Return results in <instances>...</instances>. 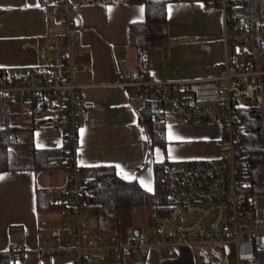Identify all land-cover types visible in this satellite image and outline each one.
I'll return each instance as SVG.
<instances>
[{"label":"crops","instance_id":"0c3cea01","mask_svg":"<svg viewBox=\"0 0 264 264\" xmlns=\"http://www.w3.org/2000/svg\"><path fill=\"white\" fill-rule=\"evenodd\" d=\"M60 9L52 0H0V74L4 72L17 79L36 76L42 68L39 48L60 33H50L51 28L62 27ZM73 15L78 41L74 49L75 81L89 86L84 90L89 113L79 130L78 161L83 168L94 174L99 167L112 166L120 177L137 180L152 192L156 164L220 157V123H178L170 115L165 121L156 118L164 123V150L153 143L147 128L140 123L139 110L144 102L132 98L131 89L119 86L138 72L147 73L153 80L211 77L227 59L220 9L203 0L169 2L167 21L149 26L150 34L156 31L157 38L150 39L144 65L129 35L131 24L146 18L144 4L84 0L75 5ZM41 107L33 112L30 100L14 98L9 109L12 121L24 127L23 136L31 137L37 148H60L66 140L59 129L50 126ZM161 109L159 106L158 112ZM36 121L45 124L35 127ZM191 142L193 147H181ZM67 177L64 168L0 173V254L22 245L26 254L14 264L74 263L76 241L69 234L74 215L63 216L61 209L49 206L54 204V192L68 194ZM118 213L116 222H111L115 218L107 215L102 229L93 205L89 204L86 219L90 233L93 236L116 233L110 231L114 228L117 234L126 236L139 229H122ZM57 234L61 236L58 246L54 244ZM43 246L52 250L43 251ZM197 251L188 247L155 249L124 260L102 254L92 264H199Z\"/></svg>","mask_w":264,"mask_h":264},{"label":"built area","instance_id":"2783aa9c","mask_svg":"<svg viewBox=\"0 0 264 264\" xmlns=\"http://www.w3.org/2000/svg\"><path fill=\"white\" fill-rule=\"evenodd\" d=\"M83 1L52 0L53 5L62 8V27L51 28V34L60 33L39 48L41 75L18 79L0 75V94L21 100L36 98L44 104L50 126L59 129L70 142L68 194L54 192L52 202L64 205L61 215H74L75 222L69 230L76 241L77 258L73 264H92L102 254L124 260L144 251L180 247L203 252L206 248L224 247L233 254L234 264H255L257 254L264 252V206L254 207L249 199L242 168L244 130L238 108L244 102H254L264 80V22L259 14L254 22L247 20L239 26L235 9L240 7V0H209L210 6L222 12L227 51V59L209 78L153 80L147 73L138 72L119 83L131 89L132 98L144 103L154 98L162 108L156 115L161 121L170 115L178 123H220L221 155L164 165L159 182L168 193L169 212L153 233L137 229L126 236H93L86 219L91 173L78 161L79 130L89 113L84 90L89 86L75 81L74 49L78 41L73 13L75 5ZM60 243L61 236L57 234L54 244ZM42 249L52 250L46 246ZM26 251L22 245L11 249L13 262L22 260Z\"/></svg>","mask_w":264,"mask_h":264},{"label":"trees","instance_id":"16d2710c","mask_svg":"<svg viewBox=\"0 0 264 264\" xmlns=\"http://www.w3.org/2000/svg\"><path fill=\"white\" fill-rule=\"evenodd\" d=\"M129 3L144 4L146 18L143 22L130 26L131 45L138 50L139 61L146 64L150 43L149 26L162 24L167 21V4L170 0H126ZM210 5L209 0H203ZM242 1V2H241ZM242 5L235 9V17L239 26L244 22L256 19V14L264 22V0H240ZM43 68L37 70L36 76L41 75ZM0 75H5L2 72ZM12 97L0 94V173L19 170L40 172L43 170L64 168L68 170L67 157L70 142L66 140L60 148L39 149L31 137L23 136L24 127L15 124L11 117ZM33 112L38 107L45 110L36 98L30 99ZM159 105L154 98L145 101L139 110L140 123L147 128L154 144L166 150L164 123L157 122L156 115ZM238 117L244 133L241 137L242 168L247 182L249 199L254 207L264 206V80L254 102L242 103L238 108ZM43 121H36L35 127H41ZM46 122V121H44ZM18 149V152H15ZM28 159V163L21 164L20 159ZM165 163L154 166L156 182L152 192L145 190L137 180H126L120 177L112 166H102L91 174L87 202L93 205L97 214L100 228L104 227L107 215L117 218L121 208L150 207L153 219L159 221L168 214L169 196L161 187L159 178ZM51 208L62 209V204H49ZM200 254L201 250H199ZM197 253V252H196ZM198 255L196 254L195 257ZM198 258V257H197ZM14 255L11 252L0 254V264H14ZM255 264H264V252L257 254Z\"/></svg>","mask_w":264,"mask_h":264},{"label":"rangeland","instance_id":"374dc122","mask_svg":"<svg viewBox=\"0 0 264 264\" xmlns=\"http://www.w3.org/2000/svg\"><path fill=\"white\" fill-rule=\"evenodd\" d=\"M241 2L239 1V3H238V4H240V6L242 5ZM151 34H152V36H150L151 40L157 38L155 31H152ZM250 50L252 51V48H250ZM199 143H202V142H199ZM188 144H191V145H188ZM183 146H186V148H188V147L191 148L194 146V143L193 142L184 143L183 145H181V147H183ZM199 148H201L200 145H199ZM15 152H18V149ZM173 157H175V154H173ZM173 160H174V158H173ZM195 160H197V159L195 158ZM201 160H204V159L201 158ZM27 161H28V159H25V158L18 160L20 165L28 163ZM175 161H177V160L175 159ZM62 177H64V176H62ZM118 214H119L118 215L119 220L122 221V223H120V225H121L122 229H124L125 231H130L132 229L139 228L140 230L151 233L152 231H154L153 229H154L155 225L157 224V221L153 219V211L151 210L150 207H147V206H144L141 208H123V209H121V211H119ZM116 221H117V219L115 217V219H112L111 222H116ZM113 229L114 228H111L110 231L118 233L117 230H113ZM211 250H215L216 252L221 254L220 256H222L224 264H234L233 254H231L230 252H227L224 247L206 248V249H204V253H206L209 257L210 256L212 257V251ZM197 255H198L197 257L199 260V264H205L204 258L200 257L201 255H200L199 251H197Z\"/></svg>","mask_w":264,"mask_h":264},{"label":"flooded vegetation","instance_id":"af4514ba","mask_svg":"<svg viewBox=\"0 0 264 264\" xmlns=\"http://www.w3.org/2000/svg\"><path fill=\"white\" fill-rule=\"evenodd\" d=\"M218 252H212V257L210 256L211 263L210 264H224L222 256ZM219 256V257H218ZM214 258V259H213ZM214 260V261H213Z\"/></svg>","mask_w":264,"mask_h":264},{"label":"water","instance_id":"95a60500","mask_svg":"<svg viewBox=\"0 0 264 264\" xmlns=\"http://www.w3.org/2000/svg\"><path fill=\"white\" fill-rule=\"evenodd\" d=\"M201 256L200 257H203L204 258V262H205V264H210L211 263V259H210V257L207 255V254H205L204 252H201V254H200ZM219 257V256H218ZM221 264V263H220Z\"/></svg>","mask_w":264,"mask_h":264},{"label":"snow or ice","instance_id":"6c2138e0","mask_svg":"<svg viewBox=\"0 0 264 264\" xmlns=\"http://www.w3.org/2000/svg\"><path fill=\"white\" fill-rule=\"evenodd\" d=\"M37 6H38V5H37ZM140 11L143 12V9L141 8ZM0 179H2V178H0ZM148 190L151 191V188L149 187Z\"/></svg>","mask_w":264,"mask_h":264}]
</instances>
